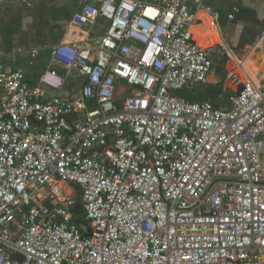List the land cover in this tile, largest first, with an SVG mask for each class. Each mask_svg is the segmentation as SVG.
I'll return each instance as SVG.
<instances>
[{
    "label": "built area",
    "instance_id": "2783aa9c",
    "mask_svg": "<svg viewBox=\"0 0 264 264\" xmlns=\"http://www.w3.org/2000/svg\"><path fill=\"white\" fill-rule=\"evenodd\" d=\"M78 3L36 86L0 65V264H264V30L240 60L207 0ZM214 56L228 108L180 97Z\"/></svg>",
    "mask_w": 264,
    "mask_h": 264
},
{
    "label": "crops",
    "instance_id": "0c3cea01",
    "mask_svg": "<svg viewBox=\"0 0 264 264\" xmlns=\"http://www.w3.org/2000/svg\"><path fill=\"white\" fill-rule=\"evenodd\" d=\"M207 4L221 15L220 39L224 47L240 60H245L247 50L256 43L264 30V0H207ZM79 8L78 0H31V6L14 0L7 4L0 12V65L7 72L22 70L26 82L32 87L36 86L40 77L51 67L52 47L77 36V33L70 30L69 23ZM235 9L238 13L234 20H230L229 15ZM106 24L104 21L100 22L95 36L103 34V26ZM203 36V30L197 29L195 38L198 43L210 46L211 43ZM216 41L218 42L215 39L213 43ZM18 48L25 52L13 54ZM32 49H37L39 56L30 66L27 52ZM256 58L258 61L255 63ZM260 60L254 56L244 66L250 72V62L256 67L260 65ZM229 66L230 61H219L218 56H214V71L210 83L198 91L182 92L180 97L192 102L209 101L213 104L219 100L217 108H228L230 84L226 80V71ZM82 81L76 75L63 91L55 94L68 96L77 93Z\"/></svg>",
    "mask_w": 264,
    "mask_h": 264
},
{
    "label": "water",
    "instance_id": "95a60500",
    "mask_svg": "<svg viewBox=\"0 0 264 264\" xmlns=\"http://www.w3.org/2000/svg\"><path fill=\"white\" fill-rule=\"evenodd\" d=\"M74 223V225H76L86 237L91 235V231L88 224L81 218L79 213L76 214Z\"/></svg>",
    "mask_w": 264,
    "mask_h": 264
},
{
    "label": "rangeland",
    "instance_id": "374dc122",
    "mask_svg": "<svg viewBox=\"0 0 264 264\" xmlns=\"http://www.w3.org/2000/svg\"><path fill=\"white\" fill-rule=\"evenodd\" d=\"M259 56V55H258ZM257 56V57H258ZM257 59V60H256ZM254 59V62L256 63V61H258V58ZM261 59L259 61L260 65L259 68L255 67L254 64L252 62H250V67L251 69L254 71V73H259L261 75V78H264V53L260 54V58ZM219 100H217L216 102H214L215 106L219 105Z\"/></svg>",
    "mask_w": 264,
    "mask_h": 264
}]
</instances>
